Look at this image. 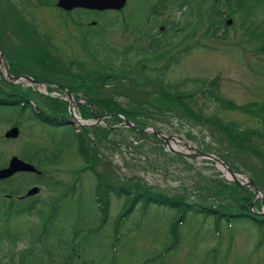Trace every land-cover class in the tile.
Instances as JSON below:
<instances>
[{"label":"rangeland","instance_id":"rangeland-1","mask_svg":"<svg viewBox=\"0 0 264 264\" xmlns=\"http://www.w3.org/2000/svg\"><path fill=\"white\" fill-rule=\"evenodd\" d=\"M7 2L26 21L23 25L19 19L13 21ZM55 2L0 0V47L5 66L9 62L14 73L24 71L39 78L36 80L53 81L75 98L86 99L76 80L86 75L97 83L101 79L96 65L83 50L84 36L91 43L100 40L119 53L133 48L135 53L127 57L126 75L136 78L145 67L149 70L141 75L150 78L155 75L151 70L163 69L159 75L161 83L143 90L127 88L125 83L105 89L99 86L97 93L102 90L111 94L128 112L135 111V101L141 103L145 114L138 119L145 126L156 128L166 136L179 137L196 151L215 155L244 179L258 181L261 185L255 187L260 196L252 200L251 213L264 217V162L259 157L264 151L261 138L264 134V108H261L264 107V0H127L120 12H62ZM215 5L221 14V24L213 30L207 21V10ZM161 26L163 29L159 31ZM140 27L149 30L147 38L132 31ZM185 46L191 48L178 56ZM153 47L156 54L144 53ZM50 53L59 56L66 66H60L57 59L48 56ZM172 56L176 58L165 66ZM47 67H54L57 74L68 69L72 74L41 79L48 76ZM0 71L6 78L5 69L2 67ZM211 83H214L212 87ZM16 85L0 77L2 94L12 93L14 97L25 92L32 104L27 108H0V169L13 156L33 164L29 158L34 151L54 149L59 162L36 169L60 188L50 190L41 184L33 185L29 182L33 175L21 174L5 182L13 191L24 189L21 197L28 201L36 197L62 199L57 218L45 228L41 243L36 238L41 232V218L49 214L47 209L42 210V213L47 211L45 215L35 211L21 219H10L14 217H8L4 205L12 196L0 193V264H264V230L250 220L228 224L222 219L217 223L213 216L188 214L182 225L176 226L178 240L170 249L181 210L140 202L122 218L130 203L125 196H111L107 221L103 219V223L99 212L102 204L96 202L95 196L98 177L114 182H140L179 202L209 206L217 211L223 210L229 198L211 188L220 187L221 182L229 186L236 183L213 162L170 153L166 144L153 134L145 132L140 136L128 128L108 133L106 143L97 144L99 159L93 167L86 160L94 154L91 142L95 137L91 128L97 126H80L75 119L70 120L69 99L60 89L37 85L44 94L34 95L27 93V81L20 87ZM161 86L169 89L177 86V94L194 99L193 111L201 117H194L180 104L161 99ZM206 91L225 101L221 104L204 99ZM85 96H88L86 92ZM64 105L66 108H62ZM70 108L81 119H93L88 108L73 105ZM38 113L56 115L72 125L54 129ZM218 122L233 123L236 130H254L259 135L252 139L250 148H243L226 136ZM105 124L114 128L118 125L114 120ZM14 127L18 136L5 138L6 132ZM63 135L67 141L61 145ZM175 149L192 153L180 144ZM34 186L40 188L39 194L26 196L29 190L37 188ZM73 252L76 259L71 261Z\"/></svg>","mask_w":264,"mask_h":264},{"label":"trees","instance_id":"trees-1","mask_svg":"<svg viewBox=\"0 0 264 264\" xmlns=\"http://www.w3.org/2000/svg\"><path fill=\"white\" fill-rule=\"evenodd\" d=\"M170 1V0H169ZM229 1V0H227ZM249 1V0H247ZM9 13L13 21H16L19 19V22L23 25L24 22H26L22 16L14 10L12 7L11 9L9 8ZM207 21L210 25V27L215 30L219 24H221V14L220 11L218 10V7L215 5L211 9L207 10ZM23 22V23H22ZM28 25H30L28 23ZM147 26V25H146ZM34 31L35 28L31 27ZM134 33L135 31L142 35L144 38H147L150 35L149 30L147 27H140L139 29L133 28L132 30ZM97 39V38H96ZM52 50L54 49L51 46ZM133 48L128 47L124 52L119 53L116 51L115 48H112L108 45H106L104 42H101L98 40L95 43H91L90 40L86 37L83 43V50L85 51L86 55L92 59V63H94L98 69V75L101 79L100 83H97L96 80H90L91 77L89 75L83 76V78H79L77 81V84L81 87V90L83 91V96L91 101L96 108H98V114L100 116H110L109 118L105 119V122H110L111 120H114L116 123L120 124L122 121L119 117L115 116L114 114L116 113H121L125 118L129 119L131 122L136 123L139 125V129H144L146 123H143L140 119H138L139 115H144L145 109L142 107V104L139 102H134L133 106L135 111L133 112H128L120 104H118L114 98L111 96V94H106L105 91L99 90L97 93V88L99 89V86L102 88H108V87H116L120 83H125L127 88H135V89H141L143 90L144 88L156 84H160L159 80V75H161L162 70H151L152 72L155 73V75H152L150 78L142 77V73H145L146 70H149V68H142V71L139 72V76L136 78H129L126 74L129 73V67L126 66V61L128 54L134 52L132 50ZM139 50V49H138ZM44 52V51H43ZM138 53V51H136ZM144 53H148L150 55L156 54V48L153 47L152 49H146ZM45 54V52H44ZM137 55V54H135ZM49 57H53L54 59H57L58 63L60 66L65 67L66 64L63 63L56 55L50 53L48 55ZM44 58H46V55H44ZM175 59L174 57L169 58L168 64L171 63V61ZM70 65V64H69ZM68 66V65H67ZM56 67V66H54ZM54 67H47V75L46 77H42L41 79H51L49 76H54L52 78H57L58 76H70L72 74L71 71H68L64 74H57L54 72L56 70ZM71 67V66H69ZM13 73V71H12ZM14 74V73H13ZM20 73H17L19 75ZM21 74H27L24 71H21ZM81 77V75H80ZM34 79H39L32 77ZM90 80V81H89ZM42 81V80H41ZM71 83V82H69ZM214 83L209 84L210 87L213 86ZM17 87V86H15ZM20 87V86H19ZM79 88V87H78ZM159 93H160V98L165 100L168 103L171 104H180L182 105L186 111L189 113H193V116L195 117H201L200 114H196V112L193 111L194 108V99L191 97L182 96L177 94V86H173L170 89L166 86H161L159 88ZM29 94L33 93L34 95H37V93L33 92L31 88L28 89ZM85 92L88 94V96H85ZM143 91H141L142 93ZM91 94V95H90ZM204 99L208 98L211 100H215L216 102H220L223 104L225 100L221 99L217 94H212V92L206 91V93L203 94ZM182 96V97H180ZM15 98V99H13ZM29 96L23 93H16L15 96L13 97L12 93H6L2 94L0 92V108L1 107H22L27 108L29 106L28 102ZM56 102V101H55ZM227 102V101H226ZM229 106H233L230 104V102H227ZM61 104V103H60ZM58 104V107L59 105ZM52 106V103H50ZM81 108H88L85 107L84 105H79ZM30 107V106H29ZM236 107V106H233ZM66 106L64 105V107ZM261 108H264L261 106ZM236 109V108H235ZM90 110V109H89ZM243 111H247L248 109L242 108ZM264 109H262L263 111ZM260 111V112H262ZM38 117H45L42 121L45 122V124L51 126L54 129H58L61 127H64L65 125H69V122L64 120H60L56 117V115H46L44 116L43 114L38 113ZM91 115V113H90ZM113 115V116H112ZM46 119V120H45ZM48 119V121H47ZM211 120L213 118H210ZM209 119V120H210ZM41 120V119H40ZM218 125L220 126V129L226 134L228 138L231 139L232 142L236 143L240 147H247L250 148L251 144L250 142L252 139L256 138L257 135H259L256 131L254 130H236V127L233 123H226L223 124L221 122H218ZM111 127V126H110ZM93 130V135L95 138L92 139L93 146H94V154L89 156L86 160L87 163H89L91 166L99 159V154L97 151V144L98 143H106V138L107 134L110 132H116L118 131V128H107L105 126H97L94 128H91ZM140 136H144L141 131L133 129ZM256 136V137H255ZM261 138L264 139V134H261ZM67 141L66 135H63L60 140V144L62 145ZM85 143V148H86ZM57 144H54L56 147ZM60 145L58 144V148ZM113 148L115 146H112ZM106 148V147H104ZM81 150V148H80ZM82 151H84L82 149ZM86 157V156H85ZM259 157H261L262 161L264 162V151H261L259 153ZM29 160H32L33 165L36 166V168L39 170V168H42L43 166L47 165H54L59 162V155L58 153L52 149L48 150L47 148H40L37 149L36 151L33 152L32 157L29 158ZM28 175V174H27ZM32 184H41L42 186L52 189V190H57L60 188L59 185L50 182L49 180L46 179L45 176H35L34 178L29 181ZM254 184L259 188V182L256 180H253ZM223 183V182H221ZM218 183L220 187H212L211 189L215 191L217 194H224L229 198L228 203L223 206L222 211H217L215 209L209 208V206H194L193 204H188L185 202H179L176 198L164 195L162 193L155 192L151 190L150 188H147L143 186L140 182H127V181H120V182H114L113 180L110 179H100V177L97 178V184H96V202L98 204H102L100 206V213L102 215V222L107 221L108 217V209L110 206V197L113 196L115 198H121L122 196H125L128 200L127 202L130 203L127 211L122 215L124 218L125 216L129 215L134 208L140 203V202H145L146 204H156L159 206H165L171 209H176V210H181L180 218L178 219L176 225L174 226L173 229V242L172 246L169 247L168 249L172 248L173 246L176 245L177 240H178V229H176V226H181L185 216L188 214H197L201 216H213L216 220L217 223L222 221V219L226 223H231L232 221H252L253 225H258V228H261L264 230V217L259 216V215H253L251 213V202L254 198V194L251 190L248 188L242 187L240 185L233 184V186L226 185L225 183L221 184ZM54 186V187H53ZM11 186L5 187L2 186L0 183V193L5 194L8 193V195L12 196L10 200H7V204L4 205L5 212L7 213L8 217H14L10 219H21L22 217L25 216H30L32 215L33 212H39L42 215H45V213L48 211L49 214L47 215L46 218H41L42 224H41V232L37 235L36 242H43L44 235L46 234L45 228L47 227L48 224L53 225L55 222V218H57L58 212L60 208L58 207V204H60L62 197L56 196L52 197L53 199H48V200H42L41 198L36 199L33 202L34 203H27V202H22L19 199L15 200L13 197H18L21 195L22 191H13L10 188ZM31 201V200H30ZM46 202L53 204L51 207H47L45 204ZM43 209H47L45 213H42ZM9 219V220H10ZM55 219V220H54ZM104 219V221H103ZM8 220V221H9ZM249 221V222H250ZM258 223V224H257ZM18 231H20L19 227H17ZM20 232L18 233V235ZM18 238H16L15 241H17ZM1 243V240H0ZM71 256V261H74L76 259V255L73 253L70 254ZM53 257H56V255H53ZM51 261V260H50ZM73 264V262H72Z\"/></svg>","mask_w":264,"mask_h":264},{"label":"water","instance_id":"water-1","mask_svg":"<svg viewBox=\"0 0 264 264\" xmlns=\"http://www.w3.org/2000/svg\"><path fill=\"white\" fill-rule=\"evenodd\" d=\"M125 3H126V0H57L56 6L65 11H71L77 8L86 9V10H96V11H106V10L119 11L125 6ZM230 22H231L230 20L227 21L228 25L230 24ZM3 60H4V56L0 48V65L1 66H4ZM6 73L9 79H12L16 82H20L22 79H24L32 83L33 85H43L44 86L46 84L45 82H37L29 76L11 77L7 68H6ZM55 86L61 88L59 85L58 86L55 85ZM65 92L68 96L70 105H76L77 103H79L73 100L71 93H69L68 91H65ZM85 105L95 110V112H93L92 115L96 119V121L92 123H90L89 120L83 121L86 125L101 123L104 118L108 117V116H98V114L96 113V107L92 103L86 101ZM115 115L121 118L123 122L120 125L121 128H137V125L133 124L130 120L125 118L122 114L117 113ZM70 116L74 117L73 113L70 112ZM143 132L151 133L154 136L158 137L160 140H162L166 144L169 152L171 153L179 154L185 158H190V159H195V160H208V161L213 162L215 165H217V167H219L220 169H223L226 173H228L229 176L231 177V180L234 181L236 184L246 186L249 189H251L255 195L253 198L254 201L257 200L258 197L260 196V193L258 189L254 186L252 180L247 178L246 183L240 182L237 177L241 178L242 175L235 173L231 168L228 167V165L224 161H222L215 155L207 153V152L196 151L185 140L179 137H176V136L163 135L159 130L151 126H147V128L144 129ZM17 136H18V129L15 127L12 128L10 131L6 132L5 134L6 138H16ZM171 142L179 143L183 145L188 151H191L192 153H186L181 150H176L171 145ZM22 172L37 173V174L39 173L33 165L25 163L21 161L20 159H18L17 157L13 156L9 160L7 167L0 169V180L10 178L14 174L22 173ZM37 192H38V188H32L31 190L27 192L26 196H33ZM252 204H251V207H252Z\"/></svg>","mask_w":264,"mask_h":264},{"label":"flooded vegetation","instance_id":"flooded-vegetation-1","mask_svg":"<svg viewBox=\"0 0 264 264\" xmlns=\"http://www.w3.org/2000/svg\"><path fill=\"white\" fill-rule=\"evenodd\" d=\"M57 1V0H56ZM55 4H56V2H55ZM59 9V8H58ZM59 10H61V9H59ZM77 10H81V9H74V10H72V11H77ZM62 12H66V11H63V10H61ZM72 11H68V12H72ZM84 11H88V10H84ZM89 12H96V11H89ZM59 85V84H58ZM60 87H61V85H59ZM63 86V85H62ZM64 89V88H63ZM65 90V89H64ZM79 100V99H78ZM78 105H80V104H78ZM98 116H100L99 114H98Z\"/></svg>","mask_w":264,"mask_h":264},{"label":"bare ground","instance_id":"bare-ground-1","mask_svg":"<svg viewBox=\"0 0 264 264\" xmlns=\"http://www.w3.org/2000/svg\"><path fill=\"white\" fill-rule=\"evenodd\" d=\"M76 119L81 123V121H82L81 118L79 119V117L76 116ZM171 145L174 146L175 148H178L179 143H173V142H172ZM180 149H181V148H180Z\"/></svg>","mask_w":264,"mask_h":264}]
</instances>
